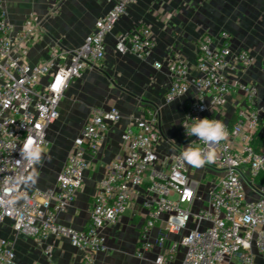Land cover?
I'll use <instances>...</instances> for the list:
<instances>
[{
	"label": "built area",
	"instance_id": "1",
	"mask_svg": "<svg viewBox=\"0 0 264 264\" xmlns=\"http://www.w3.org/2000/svg\"><path fill=\"white\" fill-rule=\"evenodd\" d=\"M57 3L63 0H55ZM137 0H114L112 8L96 22L84 43L71 51L55 49L45 62L29 60L32 41L39 32L36 19L18 29L7 17L0 0V228L8 220L19 234L33 238L52 257L51 238L68 239L83 251L84 264H96V256L108 249L104 230L115 225L133 199L144 192L148 210L136 255L140 258L155 246V264H264V103L258 87L245 79L255 64L253 53L235 49L231 35L200 37L196 72L178 56L167 64L171 82L167 103L190 95L181 122L187 146L206 148L195 136L186 135L184 124L196 118L219 119L228 136L213 145L212 163L202 168L215 174L207 186L191 175L180 153L170 157L167 168L156 166L157 146L163 141L155 112L137 120L123 135L127 152L117 157L100 181L90 221L78 229L59 220L76 200L91 167L88 154H99L112 124L122 120L117 107L94 109L57 177V187L35 190L29 175L35 166L19 156L25 143L48 144L47 131L60 117V103L70 83L87 69L100 68L111 35L130 4ZM157 46L153 30L139 26L115 37L116 51L138 57L150 56ZM162 68V63H156ZM235 92L242 93L232 118L225 106ZM205 196H207L205 198ZM164 225L151 239L157 223ZM169 235L178 239L169 241ZM184 252L178 260V253ZM0 264H16L15 241L0 237Z\"/></svg>",
	"mask_w": 264,
	"mask_h": 264
},
{
	"label": "crops",
	"instance_id": "2",
	"mask_svg": "<svg viewBox=\"0 0 264 264\" xmlns=\"http://www.w3.org/2000/svg\"><path fill=\"white\" fill-rule=\"evenodd\" d=\"M1 2L8 19L18 29L30 19L38 21L40 29L32 41L29 60L39 63L49 60L55 49L71 51L80 47L87 35L95 30L97 20L112 8L114 0ZM142 25L149 26L155 34L157 46L154 52L143 58L117 52L115 37ZM222 31L231 35V45L235 49L253 53L256 62L247 71L245 79L258 87L260 102L264 103V0H137L128 6L126 14L108 36L103 64L100 68L87 69L82 78L71 81L60 103V126L53 127L55 121L47 131L48 139L50 135L67 138L70 153L75 138L81 134L94 109L117 107L123 115L120 122L109 127L99 154L95 157L87 155L91 167L84 185L73 204L59 215L60 222L78 229L87 227L100 181L109 165L127 152L124 133L129 127L134 128L137 120L148 111L155 112L164 134L163 141L157 146L159 160L156 166L167 168L170 157L185 149L187 143L181 134V122L193 92L173 103L166 102L171 82L167 64L181 56L195 73L200 37L219 35ZM156 63H162L163 67L158 68ZM243 99L242 93L238 92L230 96L224 117L232 118L236 105ZM46 150L44 148L43 154L47 155ZM67 157L62 158L60 171ZM45 160L41 169L35 173V166L29 175L28 185L32 189L57 187L59 173L52 171L51 161ZM190 168L192 177L200 179L202 170ZM144 196L142 192L135 197L119 221L105 228L108 249L97 254L96 264H155V256L162 250L158 245L142 258L136 255L142 225L148 215ZM12 224L8 220L1 226L0 237L15 241L16 264H84L83 251L68 239L51 238L54 253L50 258L33 238L17 233ZM163 225V221L157 223L151 230V239L160 235ZM168 237L169 241L178 239L176 235ZM183 252L181 248L178 260Z\"/></svg>",
	"mask_w": 264,
	"mask_h": 264
},
{
	"label": "clouds",
	"instance_id": "3",
	"mask_svg": "<svg viewBox=\"0 0 264 264\" xmlns=\"http://www.w3.org/2000/svg\"><path fill=\"white\" fill-rule=\"evenodd\" d=\"M194 120L196 122L191 125H183L186 129V135L195 136L207 147H192L190 143L180 155L188 166L202 168L206 163L214 162L216 153L213 145L226 139L228 132L224 122L219 119L196 118ZM43 151L44 149L39 143H25L19 151V156L29 165L36 166L42 162Z\"/></svg>",
	"mask_w": 264,
	"mask_h": 264
},
{
	"label": "rangeland",
	"instance_id": "4",
	"mask_svg": "<svg viewBox=\"0 0 264 264\" xmlns=\"http://www.w3.org/2000/svg\"><path fill=\"white\" fill-rule=\"evenodd\" d=\"M60 126V121H56L53 127ZM64 135H66L64 133ZM47 149V150H46ZM46 150V154H42V162L39 165H36L34 172L36 173L37 170L41 169L43 166V162L45 161H51L52 162V171H54L55 173H59L60 172V166L63 164L61 162L62 158L66 159L70 148L68 147V139L65 137H61L60 135H57L56 137H52L51 135L49 136L48 139V144L45 147ZM54 156V158H53ZM52 157V158H51ZM62 169V168H61ZM59 170V171H58ZM215 178V174L214 173H207V177L203 179V181H201V177H200V181L202 183H204L205 185L209 186L213 180Z\"/></svg>",
	"mask_w": 264,
	"mask_h": 264
},
{
	"label": "trees",
	"instance_id": "5",
	"mask_svg": "<svg viewBox=\"0 0 264 264\" xmlns=\"http://www.w3.org/2000/svg\"><path fill=\"white\" fill-rule=\"evenodd\" d=\"M261 181H263V182H264V179H263V180H261Z\"/></svg>",
	"mask_w": 264,
	"mask_h": 264
}]
</instances>
